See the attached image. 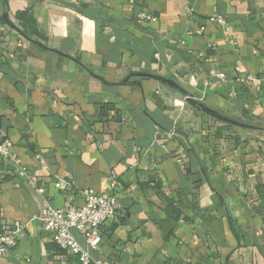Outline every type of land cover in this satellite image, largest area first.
Listing matches in <instances>:
<instances>
[{
  "label": "crops",
  "instance_id": "1",
  "mask_svg": "<svg viewBox=\"0 0 264 264\" xmlns=\"http://www.w3.org/2000/svg\"><path fill=\"white\" fill-rule=\"evenodd\" d=\"M247 74L264 90V0H0V143L43 189L0 161V232L25 231L0 264H76L38 216L88 188L119 204L96 250L73 231L103 264H264V98Z\"/></svg>",
  "mask_w": 264,
  "mask_h": 264
},
{
  "label": "built area",
  "instance_id": "2",
  "mask_svg": "<svg viewBox=\"0 0 264 264\" xmlns=\"http://www.w3.org/2000/svg\"><path fill=\"white\" fill-rule=\"evenodd\" d=\"M136 20L139 22H155L157 17L146 11H140L136 15ZM208 20L218 24L227 31L228 27L222 16L215 14L208 17ZM202 31L203 27L197 30L199 34ZM208 75L209 78L225 79L222 71L214 67L208 69ZM255 81L256 78L250 74L245 75L241 79L242 83L254 88L264 98V90L256 85ZM232 94L234 93L232 92ZM0 161H10L15 168L17 176L24 179L37 193L41 194L43 192L35 175L21 163V160L10 151L5 143H0ZM64 183L63 181H58L55 183V187L60 189L64 186ZM82 195L83 203L79 207L67 206L58 208L44 198L38 218L42 227L46 231L51 232L53 242L59 250L64 253L77 255L81 264H103L101 259L93 257L88 249L80 244L73 231L79 234L89 249L96 250L101 242L99 228L105 222L116 218L119 204L115 196L103 195L90 188L84 189ZM24 236V225L18 221L13 222L9 230L0 232V258L6 257L10 249L16 246L18 241Z\"/></svg>",
  "mask_w": 264,
  "mask_h": 264
},
{
  "label": "water",
  "instance_id": "3",
  "mask_svg": "<svg viewBox=\"0 0 264 264\" xmlns=\"http://www.w3.org/2000/svg\"><path fill=\"white\" fill-rule=\"evenodd\" d=\"M163 82L167 83L168 85L170 86H173V87H177V85L169 80H164L162 79ZM189 102L193 105H195L197 108L201 109L202 111H205L211 115H214L216 117H218L220 120L224 121V122H230V123H235V124H240V125H243V126H248V125H245V124H242V123H238L237 121L235 120H232L228 117H225L223 115H221L220 113H218L217 111H214L213 109L207 107L206 105L200 103V102H197L193 99H189Z\"/></svg>",
  "mask_w": 264,
  "mask_h": 264
},
{
  "label": "trees",
  "instance_id": "4",
  "mask_svg": "<svg viewBox=\"0 0 264 264\" xmlns=\"http://www.w3.org/2000/svg\"><path fill=\"white\" fill-rule=\"evenodd\" d=\"M100 227H101V226H100ZM99 232H100V228H99ZM66 254H67V255L69 254L71 257H73V258H74V261H75L76 264H81V262L79 261L77 255H73V254H71V253H66ZM90 264H92V263H90Z\"/></svg>",
  "mask_w": 264,
  "mask_h": 264
}]
</instances>
